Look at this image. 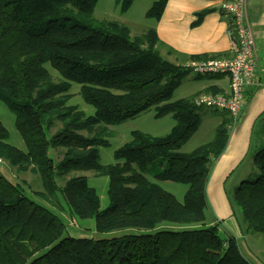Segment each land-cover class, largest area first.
Wrapping results in <instances>:
<instances>
[{"label":"trees","instance_id":"16d2710c","mask_svg":"<svg viewBox=\"0 0 264 264\" xmlns=\"http://www.w3.org/2000/svg\"><path fill=\"white\" fill-rule=\"evenodd\" d=\"M132 1L116 0L120 12ZM96 2L0 0V102L13 114L24 145L22 150L10 144L0 121V159L18 171L31 167L43 189L36 196L46 200L59 195L70 217L92 219L88 232L97 235H64L62 219L25 195L26 183L0 174V264H250L236 239L223 235L220 222H208L205 213L206 182L225 147L230 115L211 109L223 115L214 138L182 152L199 127L202 108L194 103L195 93L171 100L191 72L184 66L187 60L163 58L154 48L161 41L152 27L131 35L123 22L96 18ZM165 3L152 2L145 16L156 21ZM72 83L79 85L78 95L92 114L69 103ZM150 108L154 118H173L169 132L154 136L133 130L130 140L113 150V162L101 164L98 148L109 146L108 126ZM262 128L264 135V124ZM261 138L249 155L253 170L239 180L231 202L243 232L264 239ZM55 148L64 149L61 160H54ZM74 171L107 178L104 208L87 176L64 179ZM58 179H64L62 186ZM159 182L187 188L178 200Z\"/></svg>","mask_w":264,"mask_h":264},{"label":"crops","instance_id":"0c3cea01","mask_svg":"<svg viewBox=\"0 0 264 264\" xmlns=\"http://www.w3.org/2000/svg\"><path fill=\"white\" fill-rule=\"evenodd\" d=\"M221 0H166L159 19L152 23L161 45L173 51L175 61L190 59V56L203 55L206 58L226 57L231 55L228 36V16L218 10ZM246 14L255 40L258 57L257 86L246 90L243 109L234 124L228 129V137L221 154L212 162L208 176V194L214 209L208 211L210 222H220L218 230L232 235L243 257L250 264H264V239L253 232H243L239 216L227 210L220 188L232 172L238 170L264 137L260 131L264 124V0H246ZM170 51V50H169ZM196 90H217L224 93L228 89L225 75L207 76ZM193 92V93H195ZM263 129V128H262ZM248 161V160H247ZM234 178L236 182L246 176L250 169ZM211 207V209H212Z\"/></svg>","mask_w":264,"mask_h":264},{"label":"rangeland","instance_id":"374dc122","mask_svg":"<svg viewBox=\"0 0 264 264\" xmlns=\"http://www.w3.org/2000/svg\"><path fill=\"white\" fill-rule=\"evenodd\" d=\"M157 0H133L130 7L124 12L121 13L119 10V5L116 0H97L95 8H94V16L98 19H113L118 20L120 22L125 23L130 28L131 35H139L146 31L148 28H151L152 23L154 22L153 18H148L145 16L146 11L151 6L152 2ZM160 55L166 60L177 63L172 56V51H169L165 46L156 43L154 45ZM52 72V71H51ZM53 77L56 79L58 75L55 72H52ZM199 76V77H197ZM209 75L200 76L192 71L184 77L180 86L174 91L171 100H176L182 97H187L193 94L196 90H198L202 83L201 81H205L209 79L207 77ZM79 85L72 83L70 88V104L78 105L80 110H83L86 115H90L93 113V108L89 105L85 104L82 99L78 95ZM228 90V89H227ZM209 91H198L195 92V96L198 94L208 93ZM154 110L150 108L144 113L139 114L136 118L126 120L116 125H110L108 128L112 132L111 136H109L108 142L109 146H100L98 148L99 159L101 164H109L113 162L112 152L114 149L118 148L124 142L130 140V132L133 130H139L150 135L154 136H163L169 132L171 127L174 124V120L170 115H166L160 118H154ZM198 115L200 118V124L198 129L193 133L190 139L182 146L180 149L182 152H190L197 146L209 142L214 138L215 128L220 123L222 118L221 111H213L207 108H200L198 111ZM0 121L6 127L9 132L8 142L19 149L24 150L23 142L15 130L13 126L14 116L10 113L6 107L0 102ZM59 126V123H56L54 127L50 129V133H53L54 130ZM85 135V132H82ZM64 149L55 148L51 149L52 156L55 161L61 160L63 157ZM248 160V161H247ZM253 161L252 158L246 157V160L242 163V166L232 172V176L228 178L226 181V185L220 188V194L222 199L227 204V210L233 211L237 213V209L231 202V194L234 189L237 187L238 182L234 180V178L238 175L244 173V169L253 170ZM29 167L25 171H18L14 166L8 165L7 162L2 161L0 164V174L4 175L7 179L12 182H16L19 184H23V189L25 195L35 201L38 202L49 210L53 211L57 214L65 224V232L64 235H72V236H81L82 234H91L93 236H97L96 233H89L88 230H93V221L92 219H80L75 215H68V205L63 199L57 195L55 197H51L48 199H44L42 197L36 196L35 193L43 192L42 184L40 178L37 173L32 172ZM248 173V172H247ZM72 175H85L88 179V184L96 189L97 195L100 201V207L104 208L107 204V195H106V187H107V178L102 176H96L93 171H74L68 173L64 179L72 176ZM246 175V174H245ZM246 177V176H244ZM242 177V178H244ZM252 177V176H248ZM241 178V179H242ZM64 179H58L57 182L60 186L63 185ZM208 181V180H207ZM162 188L173 193L178 200L182 199V196L187 188V185L182 183H172V182H159ZM208 182H206L205 187V195L207 207L205 210L207 221H210L209 212L213 215L214 211L208 194L207 188ZM56 198V199H55ZM212 207V209H211ZM68 211V212H67ZM206 221V225L209 223ZM85 231V233L83 232ZM63 235V236H64Z\"/></svg>","mask_w":264,"mask_h":264},{"label":"built area","instance_id":"2783aa9c","mask_svg":"<svg viewBox=\"0 0 264 264\" xmlns=\"http://www.w3.org/2000/svg\"><path fill=\"white\" fill-rule=\"evenodd\" d=\"M246 0H221L218 10L229 18L228 36L231 55L207 59H188L184 66L193 73L205 75H225L228 90L224 93L198 94L194 98L196 106L226 111L231 117V125L236 123L246 99V90L259 84L258 57L255 40L246 14ZM0 159V164H2Z\"/></svg>","mask_w":264,"mask_h":264}]
</instances>
